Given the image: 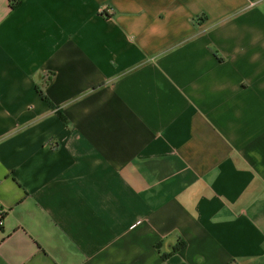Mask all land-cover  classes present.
Returning <instances> with one entry per match:
<instances>
[{
	"label": "crops",
	"instance_id": "obj_1",
	"mask_svg": "<svg viewBox=\"0 0 264 264\" xmlns=\"http://www.w3.org/2000/svg\"><path fill=\"white\" fill-rule=\"evenodd\" d=\"M16 2L0 264H264V0Z\"/></svg>",
	"mask_w": 264,
	"mask_h": 264
},
{
	"label": "trees",
	"instance_id": "obj_2",
	"mask_svg": "<svg viewBox=\"0 0 264 264\" xmlns=\"http://www.w3.org/2000/svg\"><path fill=\"white\" fill-rule=\"evenodd\" d=\"M14 4L17 3L16 0H13ZM41 95L44 97L45 100H48L47 97L44 95V93L41 91ZM4 212L2 213V219L4 220ZM181 247L176 248V250L178 251Z\"/></svg>",
	"mask_w": 264,
	"mask_h": 264
},
{
	"label": "built area",
	"instance_id": "obj_3",
	"mask_svg": "<svg viewBox=\"0 0 264 264\" xmlns=\"http://www.w3.org/2000/svg\"><path fill=\"white\" fill-rule=\"evenodd\" d=\"M2 213H3V211H2V209L0 208V228H2L3 227V225H4V220L2 219Z\"/></svg>",
	"mask_w": 264,
	"mask_h": 264
}]
</instances>
